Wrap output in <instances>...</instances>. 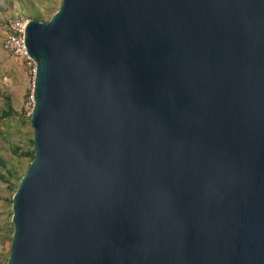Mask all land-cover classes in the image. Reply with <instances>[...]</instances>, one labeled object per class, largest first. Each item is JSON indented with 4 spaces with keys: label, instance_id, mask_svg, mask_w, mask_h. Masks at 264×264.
Returning <instances> with one entry per match:
<instances>
[{
    "label": "water",
    "instance_id": "95a60500",
    "mask_svg": "<svg viewBox=\"0 0 264 264\" xmlns=\"http://www.w3.org/2000/svg\"><path fill=\"white\" fill-rule=\"evenodd\" d=\"M25 45L6 264H264V0H61Z\"/></svg>",
    "mask_w": 264,
    "mask_h": 264
},
{
    "label": "rangeland",
    "instance_id": "374dc122",
    "mask_svg": "<svg viewBox=\"0 0 264 264\" xmlns=\"http://www.w3.org/2000/svg\"><path fill=\"white\" fill-rule=\"evenodd\" d=\"M61 0H0V116L12 108V114L0 119V155L16 166L13 181L27 170L29 159L16 153L32 148L34 128L31 124L33 108L34 67L25 59L9 53L5 47L8 25L14 19L49 20L59 8ZM16 180V181H17ZM12 190L0 181V226L12 227ZM0 247L2 242L0 239Z\"/></svg>",
    "mask_w": 264,
    "mask_h": 264
},
{
    "label": "trees",
    "instance_id": "16d2710c",
    "mask_svg": "<svg viewBox=\"0 0 264 264\" xmlns=\"http://www.w3.org/2000/svg\"><path fill=\"white\" fill-rule=\"evenodd\" d=\"M40 14H35L34 19H40L39 17ZM12 114V108L10 107L8 110L3 112V115L0 116V119H4L7 116ZM1 133V131H0ZM32 148H30L28 151L26 152H22L20 153V150L22 148L17 147L16 153L19 154L18 156L20 157H26L29 159V164L30 162L34 159V153H35V149H34V140L32 139ZM28 164V165H29ZM28 168V166H27ZM16 171V166L12 165L8 160L4 159L1 155H0V181L4 184H6V186L12 190V196L14 194V192L16 191L17 187L19 186V183L21 181L20 177L17 181H13V178L15 177ZM26 172V171H25ZM24 172V174H25ZM23 174V175H24ZM22 175V176H23ZM12 196L10 198V201L12 202ZM13 223H12V227L7 229V228H3L0 226V239L2 242V247H0V264H6L8 257H9V252H10V243H11V239H12V234H13Z\"/></svg>",
    "mask_w": 264,
    "mask_h": 264
},
{
    "label": "built area",
    "instance_id": "2783aa9c",
    "mask_svg": "<svg viewBox=\"0 0 264 264\" xmlns=\"http://www.w3.org/2000/svg\"><path fill=\"white\" fill-rule=\"evenodd\" d=\"M29 19H14L8 25L4 47L13 54L25 59L30 65H33L35 71V62L30 58L25 45V28Z\"/></svg>",
    "mask_w": 264,
    "mask_h": 264
}]
</instances>
